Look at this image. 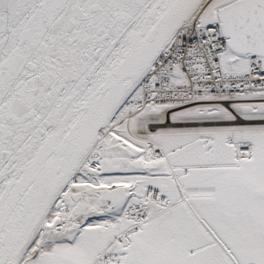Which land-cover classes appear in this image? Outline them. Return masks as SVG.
<instances>
[{
    "label": "snow or ice",
    "instance_id": "6c2138e0",
    "mask_svg": "<svg viewBox=\"0 0 264 264\" xmlns=\"http://www.w3.org/2000/svg\"><path fill=\"white\" fill-rule=\"evenodd\" d=\"M0 264H264V0H0Z\"/></svg>",
    "mask_w": 264,
    "mask_h": 264
}]
</instances>
